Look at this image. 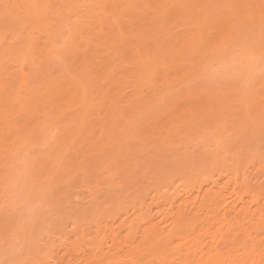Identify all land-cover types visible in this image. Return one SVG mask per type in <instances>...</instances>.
I'll return each mask as SVG.
<instances>
[{
    "label": "snow or ice",
    "instance_id": "6c2138e0",
    "mask_svg": "<svg viewBox=\"0 0 264 264\" xmlns=\"http://www.w3.org/2000/svg\"><path fill=\"white\" fill-rule=\"evenodd\" d=\"M119 70L133 73L138 93L133 102L92 95L101 76L109 80ZM65 82L81 94L78 128H86L97 110L109 115L105 132L81 153L77 168L66 160L54 164L37 207L81 181L107 199L150 173L204 171L231 157L243 163L257 145L264 175V99L258 106L253 102L257 83L264 92V0H0L6 146L46 134L33 106ZM58 138L57 130L43 147L52 148ZM178 141L188 147L177 148ZM46 172L45 167L38 174ZM248 195L260 208L259 241L246 222L229 219L227 205L216 212L223 213V223L215 231L193 235L188 221L178 234L139 245L133 241L130 247L118 246L107 233L88 231L89 217L96 215L91 206L72 208L71 225L77 246L83 231L95 252L88 264H212L192 258L206 248L221 257L215 264H264V180L258 198L254 190ZM223 229L229 239L221 244L217 234ZM44 256L14 202H0V264H53Z\"/></svg>",
    "mask_w": 264,
    "mask_h": 264
},
{
    "label": "rangeland",
    "instance_id": "374dc122",
    "mask_svg": "<svg viewBox=\"0 0 264 264\" xmlns=\"http://www.w3.org/2000/svg\"><path fill=\"white\" fill-rule=\"evenodd\" d=\"M12 2L22 3L23 0H12ZM67 2L111 3L114 0H67ZM169 2H178V0H169ZM99 71L103 74V63L99 66ZM123 73L127 74L122 77ZM113 77L110 82L101 76L96 85V91L92 95L102 98L105 94H110L117 98L127 97L126 104L133 102L138 95L132 79L133 73L119 70ZM17 86L20 87V85ZM25 87H27L26 84ZM57 89L33 106L38 109L35 114L47 129L45 135H38L34 140L20 139L18 143L6 146L2 137L4 117L0 113V202L4 199L14 202L22 222L27 226L36 245L43 247L47 253V256L43 258L51 259L53 264L57 260H64L65 264L69 261L72 264H87L89 256L95 253L90 248L88 237L84 236L83 231H81L82 239L77 246V237L71 225V220L74 219L72 208L88 205L96 212L94 218L89 217L91 223L88 231L92 235L99 231L101 236L107 233L113 237L114 232L111 228L116 226L119 236H124L129 231L122 224L127 216L132 222V229L138 231L147 225L144 224V220L134 219L141 212L151 217L157 229H162L168 227L171 211L176 212L179 204L190 202L197 196L198 184L202 183L201 191L211 189L210 180L212 179L217 178V187L223 185L234 174L235 170L232 166L236 163L239 166V179L233 186L234 192H224V199L227 202L225 205L228 209L230 208L229 213L233 214L241 210L244 203L251 209L255 208L250 205V196H244L242 200H239L236 194L243 187L254 190L256 194L259 193L264 175H261V166L259 167L256 160L239 163L238 157L221 159L215 165L209 164L204 171L187 170L182 173H164L155 176L150 173L126 192L107 197V199L100 191L91 190L88 184L81 181L77 186L68 187L64 192L59 193L55 201L37 207L47 190L45 183L46 180L51 179L54 164L66 160L70 166L77 168L79 159H82L81 153L105 132L106 119L109 115L107 109L97 110L88 118L86 128H78L82 109L81 94L78 93L77 86L74 83L65 82ZM74 94L77 95L76 98H72ZM262 99H264V92L261 90V85L257 83L253 102L258 106ZM57 130L59 138L52 148L45 149L43 147L45 138L51 139L52 134ZM181 144L184 148L188 147L183 141H178L176 147L180 148ZM253 152L260 154L258 145ZM49 160L52 163H47ZM45 167L47 168L45 175H39L38 173ZM221 217L222 213L221 216L214 214L211 217L206 216L207 219H212L214 224L216 221L220 222ZM256 230L260 231V229ZM221 232L225 234L224 238H229L225 229Z\"/></svg>",
    "mask_w": 264,
    "mask_h": 264
},
{
    "label": "bare ground",
    "instance_id": "6f19581e",
    "mask_svg": "<svg viewBox=\"0 0 264 264\" xmlns=\"http://www.w3.org/2000/svg\"><path fill=\"white\" fill-rule=\"evenodd\" d=\"M24 2H27V0H23L22 3ZM126 74L127 73H123L121 76L123 77ZM111 79H109L108 81L111 82ZM76 96L77 95L74 94L72 98H76ZM248 160H256L259 163V167L261 166L260 154H255L254 152H252V154H249L247 158H245L244 161H248ZM232 167L234 168L233 170H235L234 174L231 176V179H229L223 185H220L219 187H217L218 185V183L216 182L217 178L212 179L210 180L212 184V186L210 187L211 189H208L207 191H201L202 183L198 184L199 191H198L197 196L190 202L187 201V202H183L179 204L176 212L171 211L169 213L172 215H171V221L168 224V227L157 229L154 226V223L152 222L151 217H149L148 214L145 215L143 212H141L134 219L144 220L143 221L144 224H147V225L138 229V231H134V229H132L133 228L132 222L128 220V216H127L126 219L122 221V224H124L125 227L129 230L124 236L122 237L119 236L118 227L114 226L111 228L112 232H114L113 237L116 238L117 240V245L120 246L121 242H123V246L130 247L132 246L133 241L135 242V244L139 245L146 240L150 242L154 236H168L173 233L178 234L182 230L188 228V224H187L188 221H191V225L195 227V232L192 233L193 235H198L202 231L207 232L209 229H213L212 231H215V229L219 228L220 224L223 223L222 218L220 222L216 221V224H214L212 219L210 218L207 219L206 216L208 215L211 217V215L213 214L216 215L218 208H220L222 205H225V203L227 204V202H225L226 200L224 199V192L226 191H229V193L234 192L235 187L233 186L238 181L240 173L238 172L239 166L237 163L233 164ZM241 182L242 181H240V183ZM215 187H217V189ZM248 192H249V189L247 187H243V189L241 188L240 192L237 191L236 195L239 198V200H242L244 196H249ZM256 195L258 198L259 193H257ZM249 202H250V205H252L251 197H249ZM209 208H211L212 210L211 213H209ZM233 209H234V206H233ZM233 217L238 219L241 223L246 222L247 230L250 231L256 237L257 241H259L260 239L258 235L259 231L256 230V229H260L262 226L259 205H257L254 209H251V207L246 206V203H244V206L241 208V210L239 209V211L235 212L234 214L232 212L229 213V219H232ZM225 230L227 231V229ZM252 230H254V232H252ZM135 232L137 235L135 234ZM220 237H223V239H220ZM224 237H225V234L222 232L217 234V239L219 240L221 244L228 242L229 238H224ZM185 238L187 239V236ZM153 255H155V253H153ZM94 258H95V253L89 256L88 262ZM156 258L161 259L163 257H156ZM192 258L197 259V260L203 259L205 261H211L212 264H215V262L221 257L214 256L211 252H208L206 248L205 254H201V256H193ZM167 259L171 260L172 257L168 256Z\"/></svg>",
    "mask_w": 264,
    "mask_h": 264
}]
</instances>
